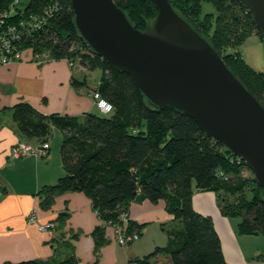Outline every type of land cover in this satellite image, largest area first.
Here are the masks:
<instances>
[{
	"label": "trees",
	"instance_id": "16d2710c",
	"mask_svg": "<svg viewBox=\"0 0 264 264\" xmlns=\"http://www.w3.org/2000/svg\"><path fill=\"white\" fill-rule=\"evenodd\" d=\"M114 2L140 30L157 13L152 0ZM169 2L264 106V72L252 68L237 49L249 29H257L250 11L238 0H213L215 12L204 14L201 8L206 0ZM0 13L8 15L0 33L8 25L15 27L13 52H44L50 59H66L72 69L78 64L88 71H99L91 94L97 92L112 106L108 114L88 112L82 120L59 113L42 114L25 102L9 108L16 131L27 141L44 143L54 129L62 133L59 150L64 174L38 192L43 208L66 191L85 193L102 221L92 232L99 246L108 241L105 227L121 225L132 201H164L174 222L166 230L167 244L137 259L138 264H153L158 253L167 255L170 264H233L223 257L212 218L193 209L195 190L214 192L221 214L238 219V234L264 236V200L252 170L220 142L207 137L188 115L170 107H150L129 75L103 63L78 35L70 0H32L27 7L19 6L16 0H0ZM71 80L76 88L86 84L73 74ZM242 167L254 176L251 196L242 194ZM235 177L238 183L233 181ZM223 194L240 196L238 203H225ZM60 220L58 214L52 222L57 225ZM142 227L128 218L124 231L141 234ZM68 248L62 258L2 264H76L72 247Z\"/></svg>",
	"mask_w": 264,
	"mask_h": 264
},
{
	"label": "crops",
	"instance_id": "0c3cea01",
	"mask_svg": "<svg viewBox=\"0 0 264 264\" xmlns=\"http://www.w3.org/2000/svg\"><path fill=\"white\" fill-rule=\"evenodd\" d=\"M74 70L66 59L33 62L29 50L22 52L21 59L0 63V264L62 258L70 251L69 245L77 258L76 264H138L137 259L167 244L166 230L174 222L162 200L130 203L129 218L143 227L139 238L125 245L115 240L113 227L107 225L108 241L96 246L98 239L92 232L102 221L83 192L66 191L56 196L50 207L40 205L37 195L40 189L55 184L64 174L59 150L61 131L53 130L44 156H10V148L17 142L39 143L20 137L9 109L13 105L25 102L42 114L59 113L80 120L88 112L96 113L91 88L100 72ZM94 72L98 73L90 79L89 75ZM72 74L86 84L74 87ZM192 207L212 218L228 263L264 264V236L238 234V219L221 214L212 191L195 190ZM32 212L34 219L30 221ZM58 214L62 220L52 229H38V225L52 222ZM152 261L153 264H170L168 256L161 253Z\"/></svg>",
	"mask_w": 264,
	"mask_h": 264
},
{
	"label": "water",
	"instance_id": "95a60500",
	"mask_svg": "<svg viewBox=\"0 0 264 264\" xmlns=\"http://www.w3.org/2000/svg\"><path fill=\"white\" fill-rule=\"evenodd\" d=\"M32 0H16L27 7ZM78 35L111 68L129 75L154 109L191 117L254 173L264 200V106L218 51L169 0H152L156 16L137 29L114 0H70ZM264 44V0H238Z\"/></svg>",
	"mask_w": 264,
	"mask_h": 264
},
{
	"label": "built area",
	"instance_id": "2783aa9c",
	"mask_svg": "<svg viewBox=\"0 0 264 264\" xmlns=\"http://www.w3.org/2000/svg\"><path fill=\"white\" fill-rule=\"evenodd\" d=\"M6 13H0V25L4 23V18L7 17ZM17 38V33L15 30V27L13 25H8L7 30H3L0 33V63H8L10 61L21 59L22 51L13 52V40ZM30 51V50H29ZM31 52V60L42 63L46 60H49L47 54H41L40 56H33L34 54ZM13 53V54H12ZM92 97L94 99V103L98 111L102 114H108L112 110L111 104L106 101L105 99L101 98L100 95L97 92H94L92 94ZM49 148V143H37V144H30L27 142H17L10 148V156L12 158H17L25 154H34L36 156H44L47 153V150ZM128 217V216H127ZM123 216L122 218V224H116L113 225V232L115 240L122 245L131 243L133 241H136L140 234L138 232L133 233H126L124 231V224H126L128 218ZM30 221L34 219V213L32 212L29 217ZM54 226L53 222H46L43 224L38 225V229L42 231H47L52 229Z\"/></svg>",
	"mask_w": 264,
	"mask_h": 264
},
{
	"label": "rangeland",
	"instance_id": "374dc122",
	"mask_svg": "<svg viewBox=\"0 0 264 264\" xmlns=\"http://www.w3.org/2000/svg\"><path fill=\"white\" fill-rule=\"evenodd\" d=\"M211 1H213V0H206V2L202 3V8H201L202 14L207 13V12H215V8H214ZM218 8L222 10L223 6L218 7ZM221 13H222V15H225L224 11ZM227 13H231V12H227ZM152 19H154V17L151 18V20ZM147 20L149 21V24H150L151 20L150 19H147ZM237 49H239L241 51L243 59L252 68H254L257 71H263L264 72V44L260 38V35H259V32L257 29H255V28L249 29L246 37L242 40V42L240 44H238ZM41 54H46V53H44V52L35 53L33 56L34 57L40 56ZM47 61L48 60H46L45 62H47ZM33 62H35V61L33 60ZM36 63H38V62H36ZM42 63H44V62H42ZM74 69H76L77 72H79V73H86V71H88L85 68H82L81 66H79L78 64H76L74 66L73 70ZM238 72H240V71H238ZM96 73H98V72H94V74L89 75V76H91L90 79L94 78L95 75H97ZM96 113L102 114L98 110H96ZM253 178H254V176L250 170H248L247 168H244V167H242L240 169L239 179H240V183L242 185V191H243L242 194L243 195H245V196H251L252 195V193H253ZM233 181L237 182V183L239 182V180H237V177H235V179ZM215 197H216V195H215ZM239 197L240 196H237V195L234 196V195L223 194L222 195V199H223L222 201H224L225 203L236 204L239 201ZM226 217H228V216H226ZM229 218H231V217H229ZM235 219H237V218H235ZM247 239H249V238H247Z\"/></svg>",
	"mask_w": 264,
	"mask_h": 264
}]
</instances>
